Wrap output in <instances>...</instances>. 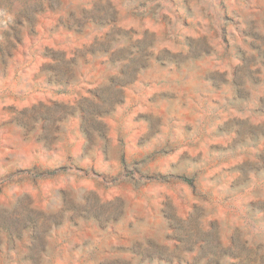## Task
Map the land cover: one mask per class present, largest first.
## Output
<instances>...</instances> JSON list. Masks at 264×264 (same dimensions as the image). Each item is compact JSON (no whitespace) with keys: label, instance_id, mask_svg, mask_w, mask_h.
I'll list each match as a JSON object with an SVG mask.
<instances>
[{"label":"rangeland","instance_id":"obj_1","mask_svg":"<svg viewBox=\"0 0 264 264\" xmlns=\"http://www.w3.org/2000/svg\"><path fill=\"white\" fill-rule=\"evenodd\" d=\"M0 264H264V0H0Z\"/></svg>","mask_w":264,"mask_h":264}]
</instances>
